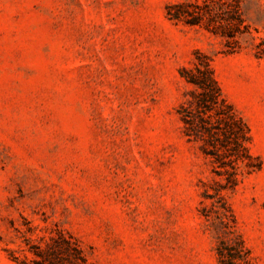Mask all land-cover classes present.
I'll list each match as a JSON object with an SVG mask.
<instances>
[{"label": "rangeland", "instance_id": "1", "mask_svg": "<svg viewBox=\"0 0 264 264\" xmlns=\"http://www.w3.org/2000/svg\"><path fill=\"white\" fill-rule=\"evenodd\" d=\"M179 2L203 4L0 0V264H72L69 243L93 264H223L220 238L264 264V0L239 1L232 38L169 18ZM198 51L249 127L232 186L177 110Z\"/></svg>", "mask_w": 264, "mask_h": 264}, {"label": "trees", "instance_id": "2", "mask_svg": "<svg viewBox=\"0 0 264 264\" xmlns=\"http://www.w3.org/2000/svg\"><path fill=\"white\" fill-rule=\"evenodd\" d=\"M213 1L203 0V4L198 2L172 4L168 10L169 18L183 19L193 24H200L205 20L207 27L215 33L230 38L235 36L236 32H242L240 25L244 24V19L240 12V0ZM244 27L247 28L245 24ZM180 75L192 85L177 109L183 122V131L188 140L200 142V147L215 164L216 174L224 176V185H235L240 175L254 169L255 157L250 151L249 127L224 96L206 54L198 51L191 66L181 67ZM214 210L216 227H221L226 234L230 233L231 225L227 213L230 211L229 208L214 204ZM68 245L66 252L72 264H93L82 254L80 248L71 243ZM239 247L241 246L233 239L220 238L217 245L220 261L223 264H237V260L241 258ZM244 250L246 254L244 259L251 264L248 250L245 248ZM49 260L51 264H62L55 259Z\"/></svg>", "mask_w": 264, "mask_h": 264}]
</instances>
